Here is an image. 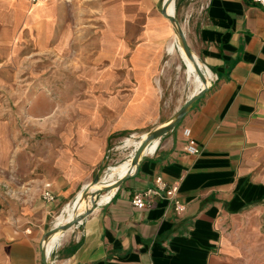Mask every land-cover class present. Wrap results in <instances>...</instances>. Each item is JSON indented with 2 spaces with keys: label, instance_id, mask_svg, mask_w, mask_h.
<instances>
[{
  "label": "crops",
  "instance_id": "1",
  "mask_svg": "<svg viewBox=\"0 0 264 264\" xmlns=\"http://www.w3.org/2000/svg\"><path fill=\"white\" fill-rule=\"evenodd\" d=\"M146 1L141 14L139 0H0V183L17 192L48 182L54 196L0 195V264H41L45 232L124 135L177 110L162 117L156 81L172 30L154 16L158 0ZM93 6L110 11L92 34L84 12ZM185 17L211 83L109 198L61 234L51 264H264V9L196 0ZM184 128L198 153L185 151ZM156 177L177 184L184 210L165 188L132 205Z\"/></svg>",
  "mask_w": 264,
  "mask_h": 264
},
{
  "label": "rangeland",
  "instance_id": "2",
  "mask_svg": "<svg viewBox=\"0 0 264 264\" xmlns=\"http://www.w3.org/2000/svg\"><path fill=\"white\" fill-rule=\"evenodd\" d=\"M65 1L82 2V3H90L91 2L92 4H96V3H99L101 0H65ZM127 1L128 0H124L125 3ZM176 1H175L174 16H175L177 22L179 23V25H183V31H185L186 24H187L185 15L191 8L195 7V1L196 0H180V1H178V3H176ZM161 2H162V0H158L156 3H154V5H152L154 8V16L156 18L164 19V21L168 25H170L171 30H172L171 31V35H172L173 27H172L171 23L169 22V20L167 18H165L159 12ZM146 3H147L146 0H139L141 14L146 10ZM109 11L110 10L97 9L95 6H93L90 13H88V11L84 12L85 17H89V16L91 17V22L93 24L91 26L92 34L97 33V31H101L102 28H104L103 26H101L99 24L102 21L101 19L106 17V13H108ZM170 39H171V37H169L167 39V41ZM178 41L180 43V40H178ZM167 59H168V57L163 51L162 57L159 59V62L157 65L159 72L157 71V74H156V78H157L156 81H157V84H158L159 89H160L161 94H162V98H161V111H163L162 117H165L166 113L169 112L170 109L173 108V106H175V104H179V106H178V108H179L184 103V101L186 100L187 96L189 95V93L191 91V87H190L189 83L185 82V80H184V74L182 73V71H176L173 68L174 66H166L165 65V62ZM45 73H48V72L46 71ZM44 76H48V75H44ZM49 81L46 80V82H49ZM41 92H43L44 94H49L50 96L52 95V92L50 90H42ZM172 116L170 118H172ZM158 124H160L159 121L158 122L156 121L154 123H149V124H147L146 127L142 128V129H136L133 131L132 130L129 131L128 133H126L124 135V137H128L133 133L136 136H138L139 134L144 133V132L147 133L150 130L155 129L156 128L155 126H157ZM140 137L138 139H140ZM123 138L120 142V145L118 144V146H120V151L118 150V152L112 156L113 160L107 166L115 165V164L127 159L130 156V152H131L132 148L129 146H123ZM106 167H105V169H106ZM101 170L99 171V175L96 177V178H98V180L101 178V175L104 173L103 169H101ZM0 195L4 196L1 191H0ZM99 196H97V198ZM95 202L97 205L98 204L97 201H95ZM65 211L66 210L64 209V211L61 214L65 213ZM52 224H51V226H52ZM49 256H50V253H49ZM48 260H50V257H48Z\"/></svg>",
  "mask_w": 264,
  "mask_h": 264
},
{
  "label": "bare ground",
  "instance_id": "3",
  "mask_svg": "<svg viewBox=\"0 0 264 264\" xmlns=\"http://www.w3.org/2000/svg\"><path fill=\"white\" fill-rule=\"evenodd\" d=\"M166 12L169 14L174 13V7L171 3L168 4L166 8ZM180 28L183 30V25H180ZM178 40H179V36L177 33V29L175 26H173V34L171 36V39L166 42V50L168 54L167 63L171 62V64L174 66L173 68L176 71H182V73L184 74L185 82L189 83L191 87V91L189 93L190 95L202 87V81L196 72L195 63L199 67H202V66H201L200 61L194 55H193V60H192L185 54L184 49ZM204 74H205V78L212 77L211 73L207 69L206 71H204ZM145 137H146V133L141 134L140 139H132L130 137L125 138L124 146H131L132 148L130 152V156L127 159L115 165H109L104 170V173L101 175V178L99 179V181H97L96 183L89 184L87 194L85 196H82L81 194L82 190H81L80 193H78V195L74 199V201H72V203L65 208L66 210L65 213L60 214L55 218V223H63L75 217L77 214L81 213L85 209H87L90 206L89 195L91 191L98 190L105 186L111 185L118 178L128 174L130 171L132 172L134 169V167L131 165L132 152L141 143V141ZM156 142L157 140L152 141L147 147H145V149L143 150V153L145 154L148 151H151L156 145ZM114 189L115 188H111L105 192H102L98 198L97 197L95 198L96 199L95 201H97V203L106 201L111 195V193L114 191ZM61 234H62L61 232H56L52 234L51 236H49L43 242V246L46 248L47 251L50 250V248L57 241V239L61 236Z\"/></svg>",
  "mask_w": 264,
  "mask_h": 264
},
{
  "label": "water",
  "instance_id": "4",
  "mask_svg": "<svg viewBox=\"0 0 264 264\" xmlns=\"http://www.w3.org/2000/svg\"><path fill=\"white\" fill-rule=\"evenodd\" d=\"M175 1L176 0H162L161 6L159 9V12L169 20L171 23L172 27L175 26L177 29V33L179 36V40L181 43V46L184 49L185 54L193 60V54L191 53L186 39H185V33L184 31L180 28L179 23L177 22L174 13L169 14L166 12V8L169 3H171L174 7L175 11ZM196 72L199 75L201 81H202V87L199 88L196 92L190 94L187 96L186 100L184 103L175 111L173 114L172 118L168 120L166 123L156 127L153 130H150L149 132L146 133V137L141 141V143L133 150L132 155H131V165L136 168V165L138 164V161L140 160L141 156L144 155L143 150L145 147H147L152 141L157 140L160 138L163 134H165L167 131L173 129L175 125H177L181 119L185 116L187 111L189 110V107L191 104L197 100L203 93L207 90V87L209 84L207 83V78H205L204 71L202 70L201 67H199L196 63ZM132 172L130 171L128 174L118 178L115 180L114 183L111 185L105 186L101 189L94 190L90 192L89 195V200H90V206L82 211L81 213L77 214L75 217L63 222V223H53L52 226L45 232L41 244H40V262L41 264H49L48 263V257L50 250L47 251L46 248L43 246V242L52 234L56 232H61L63 233L64 231L68 230L72 226L76 225L80 220H82L86 215H88L97 205L95 202V198L99 196L102 192H105L111 188L117 187L124 179H126L128 176H130ZM98 178H94L91 183H96ZM89 183V184H91ZM87 184L81 191L82 196H85L87 194L88 186ZM96 205V206H95ZM63 212V211H62Z\"/></svg>",
  "mask_w": 264,
  "mask_h": 264
},
{
  "label": "built area",
  "instance_id": "5",
  "mask_svg": "<svg viewBox=\"0 0 264 264\" xmlns=\"http://www.w3.org/2000/svg\"><path fill=\"white\" fill-rule=\"evenodd\" d=\"M30 3H36L42 0H27ZM254 3L258 4L260 7L264 9V0H252ZM200 9H203V6H200ZM202 66V65H201ZM203 71H206V67H201ZM212 78H207V83L210 84ZM183 135L186 139V144L184 149L187 153L196 154L199 152L197 145L189 138L190 130L188 128L183 129ZM156 188H148L143 192H138L132 195L131 203L135 208L141 209L147 206L150 202L152 196H160L162 191L165 188L164 182L160 179V177H156L155 179ZM20 191L15 192L14 189H10L9 186L4 183H0V191L3 195L14 198V199H33L34 197H40L44 200H52L54 198L51 190L50 184L45 182L38 186L36 189H28L24 185H20ZM178 186L176 183L171 184L169 187L164 189V195L170 197L173 200L174 209L177 212H181L184 210L183 204L177 199L176 192ZM51 260H48V263L51 264Z\"/></svg>",
  "mask_w": 264,
  "mask_h": 264
},
{
  "label": "trees",
  "instance_id": "6",
  "mask_svg": "<svg viewBox=\"0 0 264 264\" xmlns=\"http://www.w3.org/2000/svg\"><path fill=\"white\" fill-rule=\"evenodd\" d=\"M178 1H180V0H177L176 3H178Z\"/></svg>",
  "mask_w": 264,
  "mask_h": 264
}]
</instances>
